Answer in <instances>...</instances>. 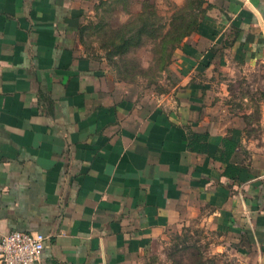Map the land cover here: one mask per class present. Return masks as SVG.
Instances as JSON below:
<instances>
[{
  "label": "crops",
  "instance_id": "crops-1",
  "mask_svg": "<svg viewBox=\"0 0 264 264\" xmlns=\"http://www.w3.org/2000/svg\"><path fill=\"white\" fill-rule=\"evenodd\" d=\"M100 1L0 0V237L46 235L34 264H149L168 229L199 216L233 264H264V102L257 121L232 113L211 72L264 64V0H207L158 90L84 51ZM190 132L208 133L205 152ZM223 138L238 143L236 180Z\"/></svg>",
  "mask_w": 264,
  "mask_h": 264
},
{
  "label": "rangeland",
  "instance_id": "rangeland-1",
  "mask_svg": "<svg viewBox=\"0 0 264 264\" xmlns=\"http://www.w3.org/2000/svg\"><path fill=\"white\" fill-rule=\"evenodd\" d=\"M209 9L207 0H103L85 17L80 38L86 54L108 71L158 90L172 80L170 66L183 42L178 36L205 19ZM123 44L128 47L121 50ZM215 68L211 72L221 80L229 111L259 120L264 64ZM204 220L196 216L168 229L152 247L149 264H233L223 249L227 240Z\"/></svg>",
  "mask_w": 264,
  "mask_h": 264
},
{
  "label": "built area",
  "instance_id": "built-area-1",
  "mask_svg": "<svg viewBox=\"0 0 264 264\" xmlns=\"http://www.w3.org/2000/svg\"><path fill=\"white\" fill-rule=\"evenodd\" d=\"M46 240L47 236L37 231H8L0 237V264H34Z\"/></svg>",
  "mask_w": 264,
  "mask_h": 264
},
{
  "label": "trees",
  "instance_id": "trees-1",
  "mask_svg": "<svg viewBox=\"0 0 264 264\" xmlns=\"http://www.w3.org/2000/svg\"><path fill=\"white\" fill-rule=\"evenodd\" d=\"M101 1H103V0H101ZM200 22L201 21L196 23L195 27L191 28L189 31H187V32L184 31V32L180 33V35L178 36L179 41L184 42L188 38L186 36H188V34L191 31H193L195 33L198 29V26H199L198 24H200ZM139 38H140V35H139L138 39ZM125 45L123 44L121 46V50L128 47V45H126V46ZM207 138H208V133L190 132L188 135V148L190 150H193V151L205 152L207 150V141H206ZM221 141H222V145L220 148L221 152H219V154H218V159H220L225 164L224 169H223V174L232 178L233 180H236L237 174L239 172V167L237 165H234L233 163H231L229 160H230L231 154L236 149L238 143L229 139V138H223Z\"/></svg>",
  "mask_w": 264,
  "mask_h": 264
}]
</instances>
